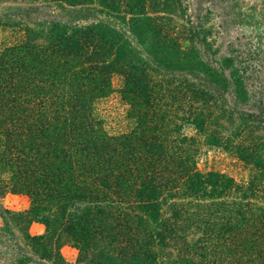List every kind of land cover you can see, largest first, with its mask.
Masks as SVG:
<instances>
[{"label": "trees", "instance_id": "16d2710c", "mask_svg": "<svg viewBox=\"0 0 264 264\" xmlns=\"http://www.w3.org/2000/svg\"><path fill=\"white\" fill-rule=\"evenodd\" d=\"M0 3V198L28 201L0 264H264L262 101L183 0ZM207 148L243 173L198 169Z\"/></svg>", "mask_w": 264, "mask_h": 264}, {"label": "rangeland", "instance_id": "374dc122", "mask_svg": "<svg viewBox=\"0 0 264 264\" xmlns=\"http://www.w3.org/2000/svg\"><path fill=\"white\" fill-rule=\"evenodd\" d=\"M183 5L182 27L192 29L191 34L196 32L197 36L189 38L196 39L195 46L200 49L202 60L216 65L222 58H233L235 65L244 67L245 75H250L247 88L253 91L255 102L262 101L264 110V0H183ZM4 7L6 4L0 3V13ZM175 22L180 23L178 19ZM184 35L190 34L186 30ZM197 167L202 171L214 170L232 176L243 173L233 158L213 148L204 151ZM27 204L23 195H3L0 198V224L3 210L20 211L26 209ZM28 232L40 234L43 225L31 222ZM1 251H7L5 258L8 257L9 250L3 249V243H0ZM60 254L67 262H73L76 250L63 245ZM3 259L0 255V261Z\"/></svg>", "mask_w": 264, "mask_h": 264}]
</instances>
